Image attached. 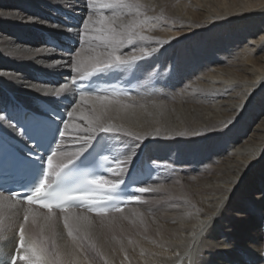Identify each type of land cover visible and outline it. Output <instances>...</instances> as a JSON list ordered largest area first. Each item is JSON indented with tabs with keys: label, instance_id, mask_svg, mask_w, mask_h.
<instances>
[{
	"label": "bare ground",
	"instance_id": "1",
	"mask_svg": "<svg viewBox=\"0 0 264 264\" xmlns=\"http://www.w3.org/2000/svg\"><path fill=\"white\" fill-rule=\"evenodd\" d=\"M75 3L76 0H0V12L13 13L0 15V101L12 99L37 110L45 103L43 93L26 85L56 88L68 79L69 69L62 66L63 61L57 66L49 58L51 53L45 49L52 45L45 43L56 35L49 23L82 22L86 14L83 0L73 7ZM139 3L143 6L141 18L149 17L143 30L149 39L128 45L121 52L135 50L142 55L140 48L157 51L138 62L143 65L140 71L133 68L93 78L100 88L115 87L127 93L126 102L135 105L127 114L111 112L110 119H105L120 131L104 134L111 149L104 154L113 171L103 176L110 182L127 179V172L121 174V169L130 167L131 161L118 167L115 160L124 161L132 151L136 152L132 167L140 164L138 172L143 177L134 184L135 189L148 187L153 179L148 178L149 162L157 167L175 166L179 172L200 164L204 173L191 181L183 177L177 183L162 184L170 192L163 202L145 196L128 200L123 213H108L105 227L98 228L91 241L103 258L96 252L89 255L95 264H264V0ZM28 17L42 22H29ZM61 56L66 53H56L57 59ZM74 91L78 101L79 91ZM82 107L89 111L91 102ZM229 120L236 123L227 135L212 131ZM206 130L220 140L201 143ZM136 135L141 137L138 149ZM68 148L71 150V146ZM254 194L255 202L242 197ZM29 209L26 245L29 238H53L47 228L41 232L47 209L29 206L3 193L0 256L17 246L18 229ZM135 213L142 214L143 225L138 220L136 225L130 223ZM89 215L99 222L95 213ZM113 215L128 217L122 221L124 232L107 227ZM53 216L59 218L55 238L61 259H65L59 235L66 241L71 238L63 229L60 211L53 209ZM238 216H251L253 221H235ZM207 217L212 219L201 236L199 222ZM129 238L135 242L133 245H128ZM76 264H84L81 257H76Z\"/></svg>",
	"mask_w": 264,
	"mask_h": 264
},
{
	"label": "snow or ice",
	"instance_id": "2",
	"mask_svg": "<svg viewBox=\"0 0 264 264\" xmlns=\"http://www.w3.org/2000/svg\"><path fill=\"white\" fill-rule=\"evenodd\" d=\"M79 3L80 0H76L73 7L79 6ZM142 7L139 0H83L86 14L82 17V22L79 25L67 22L63 25L49 23L56 35L45 43L52 45L45 49L51 53L49 58L57 66H61L63 61L62 66L69 69L68 79L56 88L37 89L34 84L26 85L34 92L43 93L41 97L45 98V103L37 110L12 99L0 101V195L7 191L29 206L38 205L47 209V213L42 216L41 232L47 228L53 236L50 241L29 238L26 245L25 223L31 214L29 209L23 216L24 223L18 229L17 246L11 253L0 256V264H19L21 261L23 264H76L77 256L82 258L84 264H95L90 252H96L103 258L96 244L91 241L97 234L96 230L105 227L104 217L108 213H123L125 201L120 199L117 189L123 185L122 191H127L130 183L143 179L138 172L141 165L132 167L136 152L132 151L124 161L118 158L115 160L118 167L121 163L131 161L130 167L121 169V174L127 172V179L110 182L103 175L93 174L91 178H82L71 187L65 186L61 181L69 166L80 161L86 153L87 162L81 167L93 171L99 169L101 156L111 150L105 142L104 134L120 131L107 124L105 119H110L111 112L127 114L135 107L126 102L127 93L115 87H110V90L98 88L94 85L93 78L101 74L108 77L128 72L133 68L140 71L143 65L138 62L157 51L156 48L151 52L140 48L142 55H137L135 50L129 54L121 52L128 45L134 46L137 41L149 39L143 35L144 25L149 23V17L141 18ZM0 15L12 16L13 13L0 12ZM27 19L32 23L42 22L38 18ZM66 41L72 43L68 44ZM57 52L66 53V56L57 59ZM74 89L79 90L78 101ZM89 102L92 107L85 111L82 105L86 106ZM140 107L143 108L144 105ZM235 123L236 121L229 120L220 129L212 131L218 135H227ZM204 134H208L207 130ZM135 141V148L138 149L141 137L136 135ZM68 146H71V150ZM104 159L107 160V157ZM107 171L112 172L113 169L108 167ZM9 181L17 187H9ZM81 185L89 187L80 190ZM150 190L160 191V188L135 189L137 193ZM127 200H139V196L133 194ZM53 209H59L63 229L67 231V237L71 238L66 241L62 234L59 235V239L63 241L65 259H61L55 238L59 218L54 219ZM74 209L81 211L76 212ZM90 213L100 217L98 223ZM133 215L135 219L130 221L131 224L136 225L137 220L139 225L144 224L142 214ZM127 219L124 215H113L107 222V227L119 228L124 232L122 221ZM211 219L212 217H207L199 222L201 236ZM35 222L33 216V223ZM127 243L133 245L135 242L129 238ZM121 250L123 251V245ZM124 260H128L127 255Z\"/></svg>",
	"mask_w": 264,
	"mask_h": 264
},
{
	"label": "rangeland",
	"instance_id": "3",
	"mask_svg": "<svg viewBox=\"0 0 264 264\" xmlns=\"http://www.w3.org/2000/svg\"><path fill=\"white\" fill-rule=\"evenodd\" d=\"M71 43L72 42H70V44ZM204 137H203V140H202L201 143H203L205 145H207L209 142H211V140H213L215 138L217 140H220V137H217V136L214 137L213 133H208L207 135H204ZM192 144L194 145L195 142H193ZM149 163L150 164H146V168L149 170V173H150V174L148 173V178L152 177L153 179L151 180V182L149 183V186L147 188H150V189L160 188V191H152L151 190V191H148V192H145V193H138L137 196H139V198H143L145 196H148V197L150 196L151 198L154 197L155 198L154 200L156 202H163V201H165L166 199H168L170 197L169 196L170 195L169 190L165 189L164 187H162V184L164 186V185H166L168 183H177L180 180H182L181 178H183V177L184 178L186 177L185 180L191 181L195 176L203 175V173H204V171H202V168H201L200 164H195V166L190 167V170H185V171L181 170L179 172L178 169L175 166H170V168H168L167 164H163L162 166H158L157 167V166H154L153 163H151V162H149ZM189 178H190V180H189ZM253 181H254V183L257 182L256 179H254ZM157 184H159L158 187H157ZM255 196H256V194H254L253 197L252 196H242V197H244L246 199H249L251 202H255L256 201L255 200L256 199ZM141 201H142V199H141ZM126 204H124V205H126ZM235 221L243 222V223L247 222V221L251 222V221H253V218H251V216L250 217L249 216H238L235 219Z\"/></svg>",
	"mask_w": 264,
	"mask_h": 264
}]
</instances>
